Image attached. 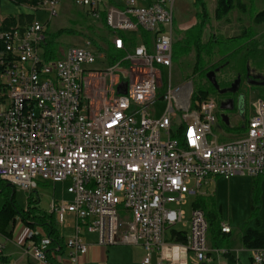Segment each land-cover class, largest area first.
<instances>
[{"label": "built area", "instance_id": "1", "mask_svg": "<svg viewBox=\"0 0 264 264\" xmlns=\"http://www.w3.org/2000/svg\"><path fill=\"white\" fill-rule=\"evenodd\" d=\"M60 1L39 6L50 18ZM72 2L104 22L123 57L108 67L101 78H109L108 90L100 87L98 103H92L83 76L96 74L85 67L97 60L90 42L46 59L45 25L34 20L4 27L0 21V179L24 191H34L40 181L67 183L70 201L53 200L49 211L58 224L67 214L73 218L66 264H79L88 251L82 231L93 233L102 247L141 246V264H150L167 244V227L177 223L186 227L185 241L178 243L206 261L205 213L192 208L185 220L183 205L212 179L264 176V98L254 101L243 133L228 140L213 134L217 100L212 94L192 100L191 81L174 89L168 81L159 98L166 107L152 117L172 66L175 0ZM120 84L125 93L116 92ZM220 231L230 233V224L221 222ZM25 239L37 262H58L53 251L47 257L50 239L40 229H26ZM251 264H264V247L251 249Z\"/></svg>", "mask_w": 264, "mask_h": 264}, {"label": "rangeland", "instance_id": "2", "mask_svg": "<svg viewBox=\"0 0 264 264\" xmlns=\"http://www.w3.org/2000/svg\"><path fill=\"white\" fill-rule=\"evenodd\" d=\"M246 6V10L242 11L238 8L231 11L228 16L222 20H216L213 17V11L215 8L216 0H206L207 9L209 11L210 20L205 27L202 41L207 45L203 51V57L205 60L206 71L209 67L218 63L223 58L226 51L219 48L218 46L209 47L210 37L215 36L222 39L235 37L243 32L253 34L254 39L252 41H238L232 43L233 47H240L242 53L245 50L253 48L264 35V22L256 23L254 21V15L264 9V0H242ZM194 0H175L173 7V43L179 41L182 38V32L178 30H185L192 26L196 22V11L197 8L193 4ZM28 5H16L10 0H1L0 2V13L3 15H16L20 12H24ZM35 8V9H34ZM21 14V13H20ZM35 15V21H38L45 25L49 39H54L58 48L59 55L62 56L64 52L71 46H79L90 42L96 52L97 60L91 65L85 66L86 68L93 69L96 71L94 75H88L84 71L83 76L85 78V88L95 98H100V94L97 90L104 85H109V78L104 81L101 79L103 75L108 73V67L112 64L109 63L105 55V50L108 44L111 43L114 34L105 26L103 21L94 20L92 17L86 14L83 8L76 6L72 0H61L56 8V14L49 18V14L41 7H33V13ZM3 18L0 21H3ZM3 25V24H2ZM11 26V25H10ZM63 30V32L57 35V31ZM65 30V31H64ZM263 44L261 48L263 49ZM264 50V49H263ZM195 63V50L191 48L188 54L182 55L178 60H172V66L170 72L166 70L167 84L162 89H158L157 101L154 103L156 113L151 112L152 117L160 115L161 111L166 107L167 102L159 99L168 90V81L170 88L174 89L180 87L186 82H192L193 93L197 94L204 91H209V81L206 78L205 73L193 72V66ZM241 63L233 64V62L225 64L224 62L216 65L219 66L217 69L218 77L221 79L231 78L239 70ZM250 71L258 73H264V55H256L251 57L248 62ZM257 68V69H254ZM210 92V91H209ZM211 94V93H209ZM242 102L238 105L236 113L230 115L229 127L222 124L221 120H218L213 127V134L221 140H228L235 138L236 136L243 133L244 128H238L237 125H245L246 120L251 116L253 103L258 98H264V86L253 87L248 91L242 90ZM150 111V109H149ZM181 112L176 110V116L173 117V121L178 123L180 120ZM164 137V136H163ZM253 179L258 181V192H257V217L263 221L264 225V176L255 178L247 175H237L231 178H215L204 185L203 189L212 195L218 203V206H222L221 212L217 214V218L214 223L207 231V242L210 234L215 233L219 228V223L222 220L228 221L233 225V233L237 231L238 223L240 222H251L252 225L255 222V217L251 216V204L253 194ZM0 183V207L4 202L13 197V201L16 207L26 208L28 201H34L38 198L37 206L49 212L50 203L55 200L57 202H68L70 201V195L66 191L67 183L58 182L56 184L40 181L38 182L37 188L34 191H24L15 186H10L6 183ZM189 203L192 197H188ZM189 203L183 205V208L189 216L190 207ZM173 207V205H169ZM188 220V219H187ZM15 225V228H13ZM244 224H242L243 226ZM240 226V227H242ZM59 233L66 238L70 235L71 231L63 229L60 225H57ZM171 228L186 229L183 223H177L167 227L165 232V239H169V231ZM13 231L14 239H24L25 225L20 222L19 218H15V222L9 225V228ZM86 240L92 239L95 235L93 233H83ZM81 234V236H83ZM7 242L9 249H16L18 246L13 242H9L5 237H1ZM9 242V243H8ZM17 246V247H16ZM142 248L138 245L130 244H117L110 246L107 252V259H114L119 263H133L140 262L143 258ZM153 258L151 257L150 264H153Z\"/></svg>", "mask_w": 264, "mask_h": 264}, {"label": "trees", "instance_id": "3", "mask_svg": "<svg viewBox=\"0 0 264 264\" xmlns=\"http://www.w3.org/2000/svg\"><path fill=\"white\" fill-rule=\"evenodd\" d=\"M12 3L16 5H28L33 8L39 5L42 0H10ZM1 2V0H0ZM194 6L197 8L196 11V22L185 30H178L177 32H182V38L179 41H176L172 44V60L176 61L182 55L188 54L191 48L195 50V63L193 66V72L205 73V60L203 57V51L205 50V43L202 41L205 27L207 26L210 15L207 9L206 0H194ZM240 9L242 11L246 10V6L242 0H216L215 8L213 11V17L216 20H222L228 16V14L234 9ZM34 21V14L30 13H21L18 15H8L3 18L2 24L4 27H9L10 25H14L18 23L20 27H23L26 24L32 23ZM254 21L256 23L264 22V9L258 11L254 15ZM65 31V30H64ZM63 30L57 31V35L61 34ZM145 35H147L145 33ZM254 35L251 33L243 32L242 34L230 37L227 39L218 38L215 36L210 37L209 47L218 46L221 49H224L226 53H224L223 58L220 59L218 63H214L211 66H216L221 62L228 64L233 62V64L241 63L239 69L249 68L248 62L251 57L256 55H264V50L261 48V44L264 43V35L263 39L259 41L253 48L245 50L242 53L240 47H233L232 43L236 40L238 41H252L254 39ZM44 48V56L46 59H53L58 57L60 51L59 48L54 41V39H48L43 44ZM106 58L109 63L114 64L118 60L123 57V52L115 49L113 45L108 44L105 50ZM3 62H0V73L3 71ZM257 69V68H254ZM209 91H204L200 93H193L192 100L205 97L207 94L211 93L213 90V86L210 85ZM229 127V125L224 124ZM238 128H244V125H237ZM181 127L179 128V130ZM178 137V134L174 135ZM261 176H257L258 178ZM6 183L10 185L7 181L0 179V183ZM3 183V184H4ZM11 186V185H10ZM253 194L251 204V216L255 217V225L257 227L261 226V220L257 217V192H258V181L253 179ZM38 198L34 201H28V205L26 208H18L15 206L13 197L11 196L7 199L4 204L0 207V234L5 236L11 234V230L6 231L8 225L15 222V218H19L20 222H22L25 227L28 229L39 228L41 233L47 236L50 239V244L46 248L47 257L49 259L52 258L51 252L55 251L57 253H62L65 248L64 239L59 235L56 227L54 214L51 212L44 211L37 206ZM193 207L202 208L205 212L206 220L208 222V229L214 223L217 218L218 212H221L220 207H216L215 199L212 196L208 197H195L192 202ZM220 231V229H219ZM170 237L172 241L176 242H184L185 241V231L184 230H170ZM35 241H39L40 236L35 235ZM241 243L247 249L264 247V230H260L258 228H247L244 234L241 236ZM9 259L6 255H3L0 251V264H11L8 262ZM57 264V263H55Z\"/></svg>", "mask_w": 264, "mask_h": 264}, {"label": "crops", "instance_id": "4", "mask_svg": "<svg viewBox=\"0 0 264 264\" xmlns=\"http://www.w3.org/2000/svg\"><path fill=\"white\" fill-rule=\"evenodd\" d=\"M26 8L27 9H25L24 12H20V13H33V8L29 6H26ZM8 15H11V14H8ZM8 15H3L0 13L1 19L2 17H6ZM34 20H35V15H34ZM91 98H92V103L93 102L96 104L98 103L97 99L94 96L91 95ZM198 196L208 197L212 195H210L206 189H203L202 194ZM190 197H192V199L190 200V203H189L188 198H187V203H186V204L189 203V207H190L189 216H187V212L183 208L185 211V220L189 219L192 208H195L192 205V202L195 199V197L193 196H190ZM215 203H216V207H220V209L222 208V206H218V203L216 200H215ZM66 219L67 221L65 224H58L55 222V227L58 231L57 225H60L63 229L71 231L70 233L71 235L73 233V218L70 214H67ZM224 221L225 220H222L221 222H224ZM225 222H228V221H225ZM220 223H219V228H217V231L215 233L210 234L209 240L207 242L209 250L207 252L206 261L198 262L190 251L184 249L178 242L172 241L170 237V231H169V239L168 240L165 239L167 241V244L162 249H160L159 251H155L152 254L153 264H160V263L161 264H251V249H247L242 245L241 236L244 234L247 228H258L260 230H264L263 221L261 220L260 227H257L255 225V222L253 223V225L251 222H240L238 223V228L235 233H233V225L229 222L228 223L231 226V232L222 233L221 231H219ZM242 224L244 225L242 226ZM8 228H9V225L6 228V231L11 230ZM13 228H15V225ZM26 229L28 228L26 227ZM33 229H39V228H33ZM171 229L183 230V229H177V228H171ZM13 231L14 229L11 230V234L7 236L0 234V243L2 245V248L0 249V251L2 252L3 255H6L8 257L9 259L8 262L11 264H41L34 259L32 252L30 251V249H28L29 242H27V240L25 239V232H24V239L21 238L20 236L19 238L14 239ZM83 233L84 231H82L81 234L83 235ZM59 235L62 236L60 233ZM2 236L5 237L9 242H13L14 244H16L18 247L16 246L17 247L16 249H9L7 247V242L1 238ZM62 237L65 243V240L67 238L65 239L64 236ZM82 238L84 239V241H86L89 244V248L85 255H82L79 257V264H141L142 260L138 263L137 262L119 263L116 260L112 259L110 260L111 262H109V260L107 259L108 248L110 246H115L117 244L109 245L107 247H102L95 243V236L89 240H86L84 238V235L82 236ZM141 252L144 254L143 248ZM53 256H54L53 260L58 261L57 263L66 264L68 260L67 247L64 248L62 253H57L53 251Z\"/></svg>", "mask_w": 264, "mask_h": 264}, {"label": "flooded vegetation", "instance_id": "5", "mask_svg": "<svg viewBox=\"0 0 264 264\" xmlns=\"http://www.w3.org/2000/svg\"><path fill=\"white\" fill-rule=\"evenodd\" d=\"M219 66H210L207 71L213 70L215 72V79L217 81L218 87H214L209 82L210 85L213 86V90H211V94L215 97L218 102V107L221 102L224 103L225 106H231L230 109L218 110V117L221 120L222 124H225L222 121L221 116L224 115L225 119L228 121V125L230 123V115L236 113V109L238 105L242 102V90H250L253 87H263L264 85L259 84L264 81V73H258L254 71L253 73L250 71V68L239 69L233 77L221 79L218 77V69ZM206 71V72H207ZM205 72V75H206ZM208 80V79H207ZM217 117V120H218Z\"/></svg>", "mask_w": 264, "mask_h": 264}, {"label": "water", "instance_id": "6", "mask_svg": "<svg viewBox=\"0 0 264 264\" xmlns=\"http://www.w3.org/2000/svg\"><path fill=\"white\" fill-rule=\"evenodd\" d=\"M206 78L208 79V81H209L214 87H218L217 81H216V79H215V72H214L213 70H210V71H207V72H206ZM259 84L264 85V81L260 82ZM121 86H122V89H121ZM116 92H117V93H125V92H126V90H125V84H123V85H121V84L118 85V86H117V90H116ZM230 108H231V106H225L223 102H221V103L219 104V109H220V110L230 109ZM221 118H222V121H223L226 125H228V121L225 119V116L222 115Z\"/></svg>", "mask_w": 264, "mask_h": 264}]
</instances>
